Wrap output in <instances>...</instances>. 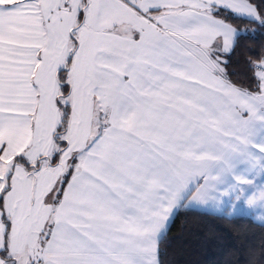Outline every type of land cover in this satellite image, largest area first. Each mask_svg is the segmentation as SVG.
<instances>
[{
	"label": "crops",
	"instance_id": "obj_1",
	"mask_svg": "<svg viewBox=\"0 0 264 264\" xmlns=\"http://www.w3.org/2000/svg\"><path fill=\"white\" fill-rule=\"evenodd\" d=\"M0 6L15 8L0 12L2 206L15 264H154L165 229L152 217L172 208L264 223V81L251 92L225 78L240 30L213 14L256 20L247 0ZM81 10L66 74L67 146L51 165L57 72ZM2 232L0 214V248Z\"/></svg>",
	"mask_w": 264,
	"mask_h": 264
},
{
	"label": "trees",
	"instance_id": "obj_2",
	"mask_svg": "<svg viewBox=\"0 0 264 264\" xmlns=\"http://www.w3.org/2000/svg\"><path fill=\"white\" fill-rule=\"evenodd\" d=\"M258 13L256 20L246 19L223 9L216 8L213 14L240 30L231 51L222 63L225 78L233 85L251 92L260 90V79L255 73V65L264 60V0H247ZM77 24L72 28L70 49L65 65L58 70L60 90L57 103L60 110V123L54 132L55 149L47 162L54 165L67 141L64 134L70 115V106L64 102L70 92L66 74L77 47L75 28L82 22L83 10ZM15 162L26 168H38L40 163L27 161L15 156ZM76 163L71 160L69 170L59 185L62 190ZM5 187L0 192V214L3 226L0 259L3 264H15L8 254L10 221L2 206L3 195L9 187V174ZM178 215L170 230L158 242L163 264H264V223L254 221L249 215L227 216L224 213H211L195 209L179 208Z\"/></svg>",
	"mask_w": 264,
	"mask_h": 264
},
{
	"label": "snow or ice",
	"instance_id": "obj_3",
	"mask_svg": "<svg viewBox=\"0 0 264 264\" xmlns=\"http://www.w3.org/2000/svg\"><path fill=\"white\" fill-rule=\"evenodd\" d=\"M14 10H15L14 6H7V7L0 6V12L14 11ZM178 214H179L178 210L176 208H172L170 212H165L162 216L161 215L153 216L152 220L157 222L158 228L162 226L166 232L167 230H170L171 225L174 223L175 218ZM161 256L162 254L160 253L159 248L157 246L155 252L154 264H163V261L161 260Z\"/></svg>",
	"mask_w": 264,
	"mask_h": 264
},
{
	"label": "built area",
	"instance_id": "obj_4",
	"mask_svg": "<svg viewBox=\"0 0 264 264\" xmlns=\"http://www.w3.org/2000/svg\"><path fill=\"white\" fill-rule=\"evenodd\" d=\"M255 73L259 77L260 81H264V60L255 65Z\"/></svg>",
	"mask_w": 264,
	"mask_h": 264
},
{
	"label": "rangeland",
	"instance_id": "obj_5",
	"mask_svg": "<svg viewBox=\"0 0 264 264\" xmlns=\"http://www.w3.org/2000/svg\"><path fill=\"white\" fill-rule=\"evenodd\" d=\"M74 33H76V32H74ZM76 35V34H75ZM76 37V36H75ZM68 104V103H67ZM0 188L4 185V184H6V180H5V175H4V170H5V168H4V164L2 165H0ZM4 175V176H3ZM243 213H246L247 214V212H243Z\"/></svg>",
	"mask_w": 264,
	"mask_h": 264
}]
</instances>
